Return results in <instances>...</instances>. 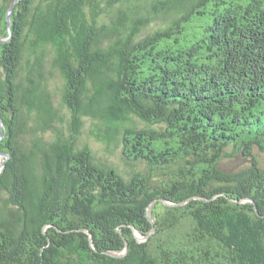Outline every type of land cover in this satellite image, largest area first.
Wrapping results in <instances>:
<instances>
[{"label": "trees", "instance_id": "obj_1", "mask_svg": "<svg viewBox=\"0 0 264 264\" xmlns=\"http://www.w3.org/2000/svg\"><path fill=\"white\" fill-rule=\"evenodd\" d=\"M10 30L0 264H264V0H19Z\"/></svg>", "mask_w": 264, "mask_h": 264}, {"label": "rangeland", "instance_id": "obj_2", "mask_svg": "<svg viewBox=\"0 0 264 264\" xmlns=\"http://www.w3.org/2000/svg\"><path fill=\"white\" fill-rule=\"evenodd\" d=\"M146 34L145 31L140 33L139 38L144 37ZM57 76V75H56ZM55 79V77H53ZM57 82V85H60L59 78L57 76V81H52L51 83ZM65 110H63L64 112ZM63 114V113H62ZM65 114V112H64ZM84 126L82 128V134L79 137L80 144H88L90 149L92 150L93 154L95 155L97 160H101L104 162H107L109 165L114 167L125 179H128L130 176V170L132 169L131 166L134 163L125 162L121 155L120 148L117 149H108L104 144L101 142L95 141L94 138L91 135V129L93 126H91L92 122L90 119L85 118L84 119ZM231 149L226 150V153H231ZM256 156L258 157L260 167L264 169V154L256 152ZM247 166V162L245 159L241 157H235V158H224L219 163V168L223 170L224 172H235L240 169H243ZM140 172L145 171V165L142 163L139 164V166L136 169Z\"/></svg>", "mask_w": 264, "mask_h": 264}, {"label": "water", "instance_id": "obj_3", "mask_svg": "<svg viewBox=\"0 0 264 264\" xmlns=\"http://www.w3.org/2000/svg\"><path fill=\"white\" fill-rule=\"evenodd\" d=\"M19 0H15V2L9 7L6 15H5V20H6V23H7V28H8V32H9V37L5 40H0V44H3V43H6V42H9L11 40V30H10V19H11V15H12V12H13V9H14V5L18 2ZM2 126V123H1V120H0V127ZM4 137V133H1V137L0 139H2ZM2 157L5 156V154H1ZM6 161V160H5ZM4 161V162H5ZM4 167V163H2L0 165V169ZM251 202V201H250ZM166 205H168L169 203H165ZM147 218L149 220V222L151 223V225H153V220L151 218V214H150V207L148 208V211H147ZM134 234H135V238L136 240H138L139 242L145 240L147 237H142L137 231L133 230ZM154 230H152L151 233H153ZM126 250H127V247H126V244H125V248H124V254L126 253ZM113 257H118V258H121L122 255H112Z\"/></svg>", "mask_w": 264, "mask_h": 264}, {"label": "bare ground", "instance_id": "obj_4", "mask_svg": "<svg viewBox=\"0 0 264 264\" xmlns=\"http://www.w3.org/2000/svg\"><path fill=\"white\" fill-rule=\"evenodd\" d=\"M4 163V165H5V162H3Z\"/></svg>", "mask_w": 264, "mask_h": 264}]
</instances>
